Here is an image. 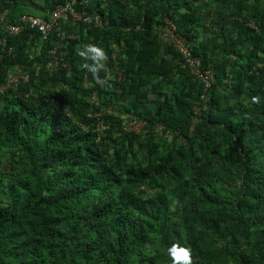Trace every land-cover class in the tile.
Returning <instances> with one entry per match:
<instances>
[{"label": "trees", "instance_id": "trees-1", "mask_svg": "<svg viewBox=\"0 0 264 264\" xmlns=\"http://www.w3.org/2000/svg\"><path fill=\"white\" fill-rule=\"evenodd\" d=\"M70 1L85 7L0 0V87L30 77L0 93V264H172L176 241L193 264H264V0H88L102 26L5 28ZM87 43L108 53L104 85L80 68Z\"/></svg>", "mask_w": 264, "mask_h": 264}, {"label": "built area", "instance_id": "built-area-1", "mask_svg": "<svg viewBox=\"0 0 264 264\" xmlns=\"http://www.w3.org/2000/svg\"><path fill=\"white\" fill-rule=\"evenodd\" d=\"M107 3L109 0H102ZM79 3L76 1L65 2L58 5L51 13L49 19H45L39 15L34 14H24L19 19L20 24H6V29L10 34L18 33L22 30L24 26L40 33L43 40H49L52 34L56 31L58 36H62L63 25L67 22H71L74 24L77 23H85L87 25H96L102 26L103 21L96 14H89L85 8L88 5V0H83L85 7L81 11L76 10V6ZM6 12L2 14V19H4ZM254 25V24H252ZM176 25L174 22L170 20H166L165 27L161 29L160 39L164 43H174L177 50L182 53L184 58V66H186L193 75L198 77L205 83V88L208 89L211 86V83L214 80V74L211 70L202 68L201 60L194 56L192 53V49L186 43L185 39L177 34ZM59 46L50 50L51 59L48 62L46 69L56 71L60 64V60H62L63 52L58 51ZM11 52V49H10ZM114 59L116 58V54L112 56ZM118 73V80H124V76L120 69H116ZM29 74L26 73L22 68L16 67L13 72H11L8 82L6 85L0 87V93L6 91V89L11 87H16L19 82H27L29 80ZM109 78V76H107ZM96 96V94H95ZM139 122L133 121L129 123V128L133 130L139 131L143 125H141L140 129H134L130 124H137Z\"/></svg>", "mask_w": 264, "mask_h": 264}, {"label": "clouds", "instance_id": "clouds-1", "mask_svg": "<svg viewBox=\"0 0 264 264\" xmlns=\"http://www.w3.org/2000/svg\"><path fill=\"white\" fill-rule=\"evenodd\" d=\"M76 54L81 58L80 68L91 73L93 79L101 85L106 84L108 69L106 62L108 59L107 51L96 43H87L76 49ZM105 73L102 77L101 73ZM261 96L251 97L253 104L261 103ZM243 118L248 119V114H243ZM167 255L170 257L172 264H193V251L188 245L181 244L179 241L173 242L167 248Z\"/></svg>", "mask_w": 264, "mask_h": 264}, {"label": "rangeland", "instance_id": "rangeland-1", "mask_svg": "<svg viewBox=\"0 0 264 264\" xmlns=\"http://www.w3.org/2000/svg\"><path fill=\"white\" fill-rule=\"evenodd\" d=\"M130 125L134 129H140L141 128V125H143V123L142 122H139L137 124H130Z\"/></svg>", "mask_w": 264, "mask_h": 264}]
</instances>
